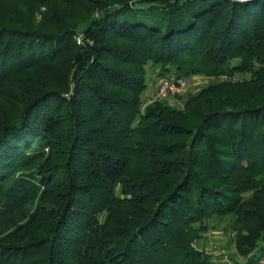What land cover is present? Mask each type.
Returning a JSON list of instances; mask_svg holds the SVG:
<instances>
[{"label":"trees","instance_id":"1","mask_svg":"<svg viewBox=\"0 0 264 264\" xmlns=\"http://www.w3.org/2000/svg\"><path fill=\"white\" fill-rule=\"evenodd\" d=\"M225 218L264 255V0H0V264H211Z\"/></svg>","mask_w":264,"mask_h":264},{"label":"rangeland","instance_id":"2","mask_svg":"<svg viewBox=\"0 0 264 264\" xmlns=\"http://www.w3.org/2000/svg\"><path fill=\"white\" fill-rule=\"evenodd\" d=\"M77 37L80 36L77 35ZM78 39V38H77ZM78 39V41H80ZM155 69H147L146 79L148 86L155 84L157 76L155 75ZM194 77V78H193ZM193 79L189 78V86L193 89H198L199 86L205 83L207 80L204 76L194 75ZM197 83V85H194ZM193 92V91H192ZM173 99V98H172ZM181 100L177 98V101L173 105L180 106ZM172 104V103H171ZM210 228L202 233L201 238L198 240L197 245L200 249L206 250L210 257L211 264H236L235 260L240 259L242 263L245 260L240 258L233 244V232L229 228L228 218L222 220H212L209 223Z\"/></svg>","mask_w":264,"mask_h":264},{"label":"built area","instance_id":"3","mask_svg":"<svg viewBox=\"0 0 264 264\" xmlns=\"http://www.w3.org/2000/svg\"><path fill=\"white\" fill-rule=\"evenodd\" d=\"M188 84L189 80L174 74L161 76L156 79L148 101L156 98L175 97L176 95L183 93L188 87ZM252 264H264V255L259 256V258Z\"/></svg>","mask_w":264,"mask_h":264},{"label":"crops","instance_id":"4","mask_svg":"<svg viewBox=\"0 0 264 264\" xmlns=\"http://www.w3.org/2000/svg\"><path fill=\"white\" fill-rule=\"evenodd\" d=\"M194 85H197V83H195ZM153 87H154V84L152 85H150V86H148V88H147V90H146V94L147 95H150L151 93H152V91H153ZM191 86H189L188 85V87L185 89V91H184V93H187V92H192V91H196V89H191L190 88ZM168 102H170V103H174L175 101L172 99V97H168L167 99H166Z\"/></svg>","mask_w":264,"mask_h":264}]
</instances>
